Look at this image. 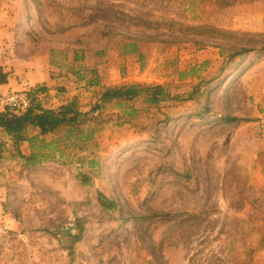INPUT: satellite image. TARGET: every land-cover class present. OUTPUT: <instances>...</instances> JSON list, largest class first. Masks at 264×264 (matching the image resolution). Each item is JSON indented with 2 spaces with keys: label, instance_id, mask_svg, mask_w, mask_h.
<instances>
[{
  "label": "rangeland",
  "instance_id": "obj_1",
  "mask_svg": "<svg viewBox=\"0 0 264 264\" xmlns=\"http://www.w3.org/2000/svg\"><path fill=\"white\" fill-rule=\"evenodd\" d=\"M17 1L55 67L83 49L108 61L107 81L168 83L178 97L106 104L95 124L44 134L51 156L33 164L5 146L0 264H264V0ZM129 41L141 57L122 71ZM79 89L87 110L94 92Z\"/></svg>",
  "mask_w": 264,
  "mask_h": 264
},
{
  "label": "trees",
  "instance_id": "obj_2",
  "mask_svg": "<svg viewBox=\"0 0 264 264\" xmlns=\"http://www.w3.org/2000/svg\"><path fill=\"white\" fill-rule=\"evenodd\" d=\"M204 2H212L214 0H198ZM250 1V0H240ZM169 26V24H168ZM264 49V44L261 46ZM121 53L137 51L135 42H124L122 44ZM246 48H242L238 53H242ZM233 54H230L227 59L231 58ZM139 57L141 54L139 52ZM77 58V56H75ZM89 77L85 80V85L96 86L97 90L94 91V100H90L89 108L82 110L85 106L81 102L77 95H71L65 97L56 106H44L38 99L37 94L42 92L44 88L42 86L36 87L33 90L26 93L29 98V103L23 108H15L10 106H0V132L6 134L14 146L15 151L19 156H22L28 164L39 162L42 159L51 156L46 154L41 148L53 144V141H46L43 135L46 133H52L56 130L67 127V136H70L73 130L79 129L84 123H96L100 121V116L103 113V106L109 103L119 102H140L145 107L150 108L158 107L160 103L165 101H173L178 97V94L170 92L167 85L168 83H153V82H122V83H100L98 75L95 70L88 71ZM198 87L191 90L188 98H197L195 94ZM141 107V106H140ZM142 108V107H141ZM139 108L137 106L131 107L128 113H137ZM236 119L235 116L225 115L224 120L229 121ZM29 128L36 129L37 133L29 136L27 130ZM77 138H85L86 136L77 135ZM28 140L30 142V152L22 154L19 149V144ZM37 141L40 144H37ZM5 149V141L0 138V158L3 156ZM85 182V180H83ZM105 207H111L112 201H107L103 204ZM264 219V218H263ZM78 232L71 234L68 232L65 236L70 244L67 246L68 251L72 249L73 241L77 240L81 236L80 224ZM261 243H264V225L261 234Z\"/></svg>",
  "mask_w": 264,
  "mask_h": 264
},
{
  "label": "crops",
  "instance_id": "obj_3",
  "mask_svg": "<svg viewBox=\"0 0 264 264\" xmlns=\"http://www.w3.org/2000/svg\"><path fill=\"white\" fill-rule=\"evenodd\" d=\"M17 0H0V45L4 46L5 53L0 70V92L7 90L22 91L28 93L36 87L42 86L44 90L37 94L38 99L45 106L58 105L65 97L78 95L80 87L89 77L88 71L96 69L100 83H113L107 81L110 79L109 73L113 70L108 66V61H101L102 64H97L94 60L91 64L87 60L85 50H73V58L71 62L64 68H57L52 60L53 48L46 46L42 38H38L30 26V18L24 9H20ZM39 35V33H38ZM121 47V46H120ZM117 49L118 61H120V69L125 70V67L133 65L136 60L139 61L138 48L137 51L121 53V48ZM104 59L108 58L105 50L100 51ZM77 56V58H75ZM97 59V55H95ZM71 66H77L73 69ZM103 67L104 72L97 71V67ZM98 67V68H99ZM74 70L81 80H77L70 72ZM109 76V77H108ZM119 81L130 82L138 79V77L119 76ZM117 78V79H118ZM76 83L73 85V83ZM75 89L73 88V86ZM96 86H91L87 95H91ZM91 93V94H90ZM88 99V97L86 98ZM93 101V99H91ZM32 129V128H31ZM34 133L37 132L33 129ZM0 136L5 140V146H9L11 139L0 132ZM29 141L24 140L20 146H29ZM22 153H25L22 150ZM4 159V155L0 158ZM1 201V198H0Z\"/></svg>",
  "mask_w": 264,
  "mask_h": 264
},
{
  "label": "built area",
  "instance_id": "obj_4",
  "mask_svg": "<svg viewBox=\"0 0 264 264\" xmlns=\"http://www.w3.org/2000/svg\"><path fill=\"white\" fill-rule=\"evenodd\" d=\"M5 53L4 46L0 45V70L3 62V55ZM29 103V98L25 92L7 90L0 92V106H10L15 108H23Z\"/></svg>",
  "mask_w": 264,
  "mask_h": 264
}]
</instances>
